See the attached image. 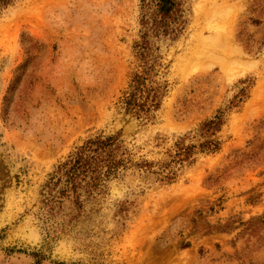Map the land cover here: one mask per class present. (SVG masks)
Wrapping results in <instances>:
<instances>
[{"label": "rangeland", "instance_id": "rangeland-1", "mask_svg": "<svg viewBox=\"0 0 264 264\" xmlns=\"http://www.w3.org/2000/svg\"><path fill=\"white\" fill-rule=\"evenodd\" d=\"M177 4L168 20L157 0L0 4V264H264V99L249 106L264 74V0L224 11L257 62L235 79L189 61L204 0ZM147 67L160 105L139 118L127 98ZM217 116L218 149L167 183L177 145L209 140L201 127ZM116 135L126 168L49 218L41 190L54 167Z\"/></svg>", "mask_w": 264, "mask_h": 264}, {"label": "trees", "instance_id": "trees-1", "mask_svg": "<svg viewBox=\"0 0 264 264\" xmlns=\"http://www.w3.org/2000/svg\"><path fill=\"white\" fill-rule=\"evenodd\" d=\"M13 0H0V4L8 5ZM177 0H157V15L161 20L168 18L177 9ZM149 33L143 37V41L137 47L139 48V58L146 66L149 65V56L151 46L149 42ZM144 74L136 73L133 80V91L127 98V111L136 112L139 118L148 117L151 110L157 109L160 105L159 91L147 83L150 80L148 67ZM223 126V119L217 116L215 119L204 123L201 127V136L209 139L200 146L177 145L174 156V165L166 166L172 171L165 177L167 183L175 181L178 177L177 166L193 162L198 152H214L218 149L217 141L210 140L214 138ZM128 164L127 153L123 150L118 135L108 138L91 139L78 147L64 162L56 165L53 172L48 176V180L43 185L41 196L43 205L47 208V216L51 218L56 210L63 211L67 203H71L78 208L82 206L83 197L93 196L99 191L108 177L116 174L119 170L125 169ZM144 166L151 167V164L145 163ZM85 194V195H84ZM76 214H64L65 218L73 220ZM35 263L42 264L45 260L40 255H34Z\"/></svg>", "mask_w": 264, "mask_h": 264}, {"label": "bare ground", "instance_id": "bare-ground-1", "mask_svg": "<svg viewBox=\"0 0 264 264\" xmlns=\"http://www.w3.org/2000/svg\"><path fill=\"white\" fill-rule=\"evenodd\" d=\"M71 1L66 2L71 4ZM241 4L233 0H204V5L199 8L196 17V26L200 38L193 44L189 52V61L195 65L210 63L218 69L216 78L222 76L235 79L244 70L253 67L257 62L250 61L248 55L237 44L236 22L227 20L224 17L225 10H235ZM260 83L253 93L251 107L257 106L258 102L264 99L262 90L264 88V74L260 76ZM264 102V101H263ZM256 113L261 111L258 108ZM81 120V119H80ZM79 120V122H81Z\"/></svg>", "mask_w": 264, "mask_h": 264}]
</instances>
